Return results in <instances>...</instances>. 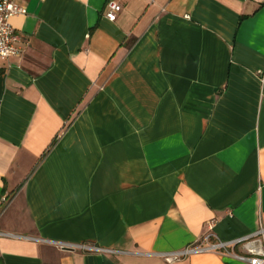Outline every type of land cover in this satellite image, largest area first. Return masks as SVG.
Listing matches in <instances>:
<instances>
[{"label": "crops", "instance_id": "obj_1", "mask_svg": "<svg viewBox=\"0 0 264 264\" xmlns=\"http://www.w3.org/2000/svg\"><path fill=\"white\" fill-rule=\"evenodd\" d=\"M17 1L0 264H250L166 257L264 226V0Z\"/></svg>", "mask_w": 264, "mask_h": 264}, {"label": "built area", "instance_id": "obj_2", "mask_svg": "<svg viewBox=\"0 0 264 264\" xmlns=\"http://www.w3.org/2000/svg\"><path fill=\"white\" fill-rule=\"evenodd\" d=\"M149 3L155 0H146ZM110 10L107 12L106 17L109 20L116 18V13L121 9V6L115 2L109 3ZM26 13L25 6L18 3L17 0H0V59H5L11 56H17L21 50L17 45L18 36L14 33L10 24V17L17 14ZM6 197L2 196L0 199V216L3 211V206L6 203ZM213 222L207 223V227L212 229ZM3 234L0 232V235ZM213 238L211 241L210 238ZM57 246L61 249H83L91 250L96 249L93 246H86L81 244H68L56 242ZM236 245H240L243 248V254H232L236 259L246 261L250 264H264V226L259 228L245 236H241L229 241H222L213 236L207 234L204 237L202 243L189 246L180 251H175L167 254V260L177 259L181 256L187 255L191 252L200 251H221L228 252L229 248H233Z\"/></svg>", "mask_w": 264, "mask_h": 264}]
</instances>
